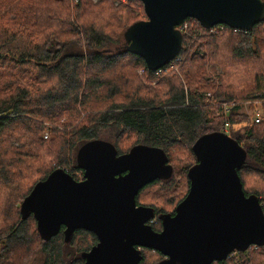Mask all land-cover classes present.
<instances>
[{
    "label": "trees",
    "instance_id": "1",
    "mask_svg": "<svg viewBox=\"0 0 264 264\" xmlns=\"http://www.w3.org/2000/svg\"><path fill=\"white\" fill-rule=\"evenodd\" d=\"M86 1H76L75 11L83 7L72 19L67 7H53L51 15L45 16L35 11L27 0H0V192L7 189L9 199L13 196L22 202L37 182L46 179L56 169H64L68 174V168L82 173L75 161L77 151L80 146L96 139L111 143L117 155L127 153L135 145L160 148L173 165L174 159L170 155L177 146H184L193 156V142L206 134L223 133L225 123L228 124L225 134L246 152V160L237 170L244 191V171L264 172V130L260 119L255 123V119L252 121L247 115L237 114V108L245 102L264 103V66L260 73L252 72V68L244 75L230 72L244 67L247 61L261 62L264 20L245 33L224 26L221 35L234 42L230 58L236 70L217 61L218 36L205 35L193 41L183 34L182 48L178 53L181 63L178 65L184 84L168 76L166 83H169L160 96L159 92L143 90L134 78L128 86L122 85L121 77L115 80L106 77L109 71L120 72L122 64L129 60L144 68L149 79L154 78V72L146 69L143 60L126 50L124 33L129 26L142 20L133 19L125 24L118 18L121 26H118L117 18L98 23L93 16L94 10H88ZM124 2L140 4L137 0ZM51 4L59 3L52 1ZM123 8L131 12L128 5ZM65 13L67 15L63 16ZM186 22L197 23L191 19ZM36 26L43 28L36 31ZM197 29L196 24V29L190 27L189 32L198 34ZM204 41L209 51L207 56L200 50ZM204 60L211 64L208 66L215 74L216 84H208L210 79L204 77L207 72ZM215 65L222 69V74L214 70ZM239 86L246 89L243 91ZM97 87L103 89L106 105L96 113L85 115L78 123L76 120L71 122L73 107L84 106ZM231 103L234 105L225 118L223 106ZM209 110H213V115L219 113L216 115L219 117L214 116L208 121ZM81 114L77 113V120ZM127 131L135 133L138 141L121 152L117 139ZM46 132L47 139L44 140ZM111 133H116V138ZM190 167V164L185 165L183 170ZM178 176L173 169L169 179L155 180L147 186L158 181L169 183ZM187 182L188 179L184 182L185 189L189 186ZM244 194L259 195L245 191ZM20 215L19 209V221L15 225H9L5 230L0 225L2 254L8 251L4 248H10L8 255L13 256L17 247L30 250L37 245L33 259L42 256L43 264H66L62 253L68 247L66 244L72 242L63 241L62 229L44 241L35 229L33 217L28 215L22 219ZM38 239L39 244L35 242ZM91 247H78L79 252L67 264H81V255ZM252 249L248 252L254 251ZM248 252H236L233 256L245 257ZM255 252L264 255L263 248H257ZM29 258L32 259L30 255ZM244 260L241 264L249 263Z\"/></svg>",
    "mask_w": 264,
    "mask_h": 264
},
{
    "label": "water",
    "instance_id": "2",
    "mask_svg": "<svg viewBox=\"0 0 264 264\" xmlns=\"http://www.w3.org/2000/svg\"><path fill=\"white\" fill-rule=\"evenodd\" d=\"M145 20L126 30V50L148 70L171 62L182 46L178 27L193 19L204 29L224 25L249 31L264 20L263 0H137ZM195 164L187 169L189 188L174 208L160 215L161 231L147 224L151 207L136 206L138 191L155 180H167L173 168L160 148L135 145L117 155L111 143L92 140L76 154L83 180L63 169L37 182L20 202V216L31 215L44 241L63 227L64 242L83 229L98 242L82 254L83 264H139L138 248L165 257L158 264H213L234 252L264 246V212L255 195L244 194L237 170L245 150L225 133L199 137L191 146Z\"/></svg>",
    "mask_w": 264,
    "mask_h": 264
},
{
    "label": "rangeland",
    "instance_id": "3",
    "mask_svg": "<svg viewBox=\"0 0 264 264\" xmlns=\"http://www.w3.org/2000/svg\"><path fill=\"white\" fill-rule=\"evenodd\" d=\"M35 9V11H37L40 15H45V16H49L51 15L52 9L53 7H60L62 9H65L66 7L68 8V12H69V16L73 19L75 17L76 14H79L82 11V7L80 9H78L77 11H75V7L77 5L76 1L78 0H27ZM55 2L57 1L59 4L55 5V4H51V2ZM125 0H87L86 2L89 4L88 6V10H94V14L93 16H96V19L98 21V23H104L107 20L111 19V18H117V23L118 26H121V22L119 21L118 18L121 19V21L123 23H128L133 19H137V20H145L146 16L143 11V6L142 4H138V3H129L126 4L124 2ZM85 4V3H84ZM124 5H128L129 9L131 10V12H126L125 9L123 8ZM109 12V14L107 13ZM67 13H65L63 16H66ZM92 16V17H93ZM193 20V19H192ZM197 22V21H196ZM196 24H197V31L198 34H192L191 32H189L190 27H193L196 29ZM194 24V22L189 23V22H184V24H182V26L178 27V30L180 31L181 35H187L189 38H193V41H195L197 38L201 37V36H205L207 30L209 29H204L200 24H198V22ZM186 26V27H184ZM45 27V25H44ZM184 27V29H183ZM43 26H36L34 28V30H38L40 31V29H42ZM200 29V30H199ZM203 29V31H202ZM33 30V31H34ZM261 30V29H260ZM223 32V30H222ZM222 32H219L217 35H212L211 37H217L218 36V46L216 47V59L219 63H222L223 65H227V67H229L230 70H236L237 68L234 67L231 63V58H230V50H231V46L234 43L232 38H224L222 34ZM198 35V36H197ZM221 35V36H219ZM204 48L202 47L201 53L202 55H209V51L207 50V46H206V42L204 41ZM182 48V46H181ZM206 48V49H205ZM201 56V55H200ZM178 57V55L176 56ZM175 57V58H176ZM261 62L258 64V62H254V61H247L244 65V67L238 69L235 72H230L233 75H244L246 74V72L248 71V69L252 68V72L254 71H258L260 73V71H263V61L264 60V54L261 55ZM191 61V60H190ZM204 67L206 68V74L204 77L209 78L210 80L208 81V84H216L215 82V74H213L211 72V68L208 65H211L209 63V61L204 60ZM198 61L195 62V64ZM170 63V62H169ZM167 63V65L165 64V66L161 67L160 69L161 72H158V70L153 71L154 72V78H150L144 73L145 69L141 68L137 63L135 62H130L129 60L126 63L122 64V70H120V72H112L109 71L106 75L107 78H113L118 79L119 77H121V83L122 85H130V81L132 82L133 79H136L139 84L142 86L143 90L154 93V92H159L160 96H162L163 91H165V87L166 85H168V83H166L167 81V77L168 76H172L173 78H177L176 80L182 81V83L184 84V78L182 71H180L179 65L181 62H173L171 64ZM190 64V63H189ZM195 64H194V70H195ZM243 66V65H242ZM258 67V68H256ZM256 68V69H255ZM147 69V68H146ZM214 70L216 72H220V74H222V69L218 66L215 65ZM143 71V72H141ZM186 70H183V72H185ZM129 74H132V76H128ZM218 81V79H217ZM163 82H165V85L162 84ZM185 86V85H184ZM245 86H239V88H243ZM243 88L242 90L244 91ZM129 91V89H128ZM103 89L101 87H97L94 95L88 99L87 103L85 102L84 106L81 105H76L75 107H73V113L71 114V122L73 121H77L76 123L80 122L79 120H81L85 115H89V114H93L96 113L99 109H102L103 105H106V102L103 99ZM207 98H209L207 96ZM118 99H121V97H119ZM207 102V100H206ZM259 105V106H258ZM239 108H237L238 112L237 114H241V115H247L248 117L253 119H260V123L261 126L263 127L264 130V103L261 104H252L251 102H245L242 103L240 105H238ZM213 111V110H212ZM212 111L209 110V115H207V120L208 121H212L215 117H219L216 116L218 114H212ZM78 112H82V114L80 115L79 119L77 113ZM213 115V116H212ZM227 115H224L223 117H225ZM226 118V117H225ZM63 120V119H62ZM64 121V120H63ZM251 122V120H250ZM250 124V123H249ZM250 127V126H249ZM248 128V127H247ZM253 128V127H252ZM244 131V130H242ZM225 133V132H223ZM48 132H46L43 136V139L46 140L47 139V135ZM111 136L114 138H116V133H111ZM138 141L137 136L135 135V133L133 132H125V134L121 135L118 139H117V143H118V147L119 150L121 152H125L128 148L131 147L132 144L136 143ZM171 157H173L174 162L172 167L174 166V170H176V172L180 175L178 177H176L174 179V181L169 182V183H164L161 181H158L157 183H154L152 185H148L144 187L143 191L141 192V194L136 197L137 201L144 206H150L153 207L155 209H157L156 211H160V212H172L174 211L173 209L176 207V205L178 204V202L186 195L188 189L186 188V183L185 180H187V176L186 173L187 171H184V167L185 165H189L190 166L192 164H194V157L191 155V153L186 150L184 148V146H177L172 152H171ZM172 169V170H173ZM188 169V168H187ZM186 169V170H187ZM64 170V169H63ZM70 174L73 175V177L75 178L76 181H81L83 180V172L79 173L76 170L67 169ZM182 170V171H180ZM65 171V170H64ZM184 171V172H183ZM67 172V171H65ZM68 174V172H67ZM68 174V175H70ZM71 175V176H72ZM242 181H243V185H244V191L248 194H251L254 192L258 193V199L260 201V204L262 207V210L264 212V172L261 174H258L256 172L253 171H244L242 173ZM189 182V181H188ZM187 182V183H188ZM189 188V186H188ZM15 190V189H14ZM3 192V193H2ZM16 192V190H15ZM8 194H10L8 192L7 189H5L4 191L0 192V225L1 227H4L3 229L5 230L6 227H8L9 225L13 226L15 225L18 221H19V206L21 203V200H19L18 198L15 199L13 196L12 198H8ZM154 222V221H153ZM151 222V223H153ZM36 223V222H35ZM150 224V222H149ZM156 226V225H155ZM34 225L33 222H31V229L32 231L35 230L33 229ZM158 227V225L156 226ZM161 228V227H160ZM62 235V234H61ZM63 237V235H62ZM64 238V237H63ZM39 240V239H38ZM72 243L71 244H66L68 245V247H66L64 249V253L63 254V261L67 264V262L69 263V261H72L73 258L76 255V252H79L78 247H80L81 249H84L86 247H91L92 245H95L96 240L95 237L93 235V233L88 232L86 230L83 229H78L74 232V234L72 235V238L69 239ZM68 241V242H70ZM35 242H37L38 244L40 243V240L37 241L35 240ZM2 248H3V243L0 244V255L3 256V258H0V264H43L44 260L42 259V256L37 257L35 259H33L32 254H35L37 252L36 248L37 245H35L32 249H18L15 248V255L10 256L8 255V251L10 250V248H4L8 251L3 252L2 254ZM251 248H249L246 252H248ZM17 250H19V252L17 253ZM142 250L143 255H144V259L140 261V263L142 264H157V262H159L160 260H162L161 256L158 254L157 251L151 250ZM254 251L248 252L246 253L245 257L238 255L233 256V254H235L236 252L232 253L226 260L228 262V264H241L243 261H245L244 259L253 261V264H264V255H261L258 252H255L256 249H253ZM244 253V252H243ZM7 255V256H6ZM29 255L32 259L29 258ZM82 260V259H81ZM223 262H225V260H223ZM83 260L81 261V264H83ZM139 263V264H140ZM217 263V262H216Z\"/></svg>",
    "mask_w": 264,
    "mask_h": 264
},
{
    "label": "flooded vegetation",
    "instance_id": "4",
    "mask_svg": "<svg viewBox=\"0 0 264 264\" xmlns=\"http://www.w3.org/2000/svg\"><path fill=\"white\" fill-rule=\"evenodd\" d=\"M195 164V163H194ZM193 165V164H192ZM191 165V166H192ZM143 191V189H140L139 191H138V193H137V195H136V197H138L140 194H141V192ZM188 192V191H187ZM186 195H187V193H186ZM136 197H134L135 198V203H136V206H144V205H141L138 201H137V198ZM185 198V196L178 202V204L183 200ZM177 204V205H178ZM176 205V206H177ZM146 207H150V206H146ZM151 208H153V207H151ZM157 209H155V208H153V211H154V218L153 219H151L149 222H150V224H149V222L147 223V224H149L151 227H152V229L154 230V232H160L161 231V229L162 228H160L161 227V224H160V219H159V217H160V215H164V214H168V215H170V216H173L174 215V212H173V214H171L170 212H158V211H156ZM174 210V209H173ZM154 221V222H153ZM151 222H153V223H151ZM158 225V227H156V226ZM61 229H62V232H61ZM63 230H64V228L63 227H60V232H61V234L63 235ZM59 232V233H60ZM94 235V234H93ZM95 237V240H96V243H95V245L97 244V242H98V240L96 239L97 237L96 236H94ZM94 246V245H93ZM92 246V247H93ZM139 249V251H141V256H142V260L144 259V255H143V251L142 250H147V248H143V247H141V248H138ZM88 252V251H87ZM160 256H161V258H162V260H164L165 259V257L164 256H162L160 253H158ZM81 257H82V255H81ZM82 260H83V262H84V259L82 258ZM162 260H160L161 262H162ZM159 261V262H160ZM157 264H158V262H157Z\"/></svg>",
    "mask_w": 264,
    "mask_h": 264
},
{
    "label": "built area",
    "instance_id": "5",
    "mask_svg": "<svg viewBox=\"0 0 264 264\" xmlns=\"http://www.w3.org/2000/svg\"><path fill=\"white\" fill-rule=\"evenodd\" d=\"M184 27H186V26H184ZM184 27H183V29H184ZM223 29H224V25H217V26H214L213 28L207 30V32H206L205 34H206V35H210V36H212V35H217L219 32H222ZM193 38H194V37H193ZM194 39H195V38H194ZM180 60H181L180 57H176V58H174L169 64H171V63H173V62H178V61H180ZM162 69H163V68H162ZM162 69H158V72H161ZM141 72H143V71H141ZM207 96L209 97L210 94H208ZM233 105H234V103H231V104H228V105H227V104L224 105V106H223V111H222L223 114H222V115L227 114V113L229 112V110L233 107ZM254 122H255V123H258V122H259V119L256 118ZM227 127H228V124L225 123V124H224V127H222V129H223L224 132L227 131ZM253 247H254V249H257V248H263V249H264V246H263V247H256V246H253ZM250 248H252V247H250Z\"/></svg>",
    "mask_w": 264,
    "mask_h": 264
},
{
    "label": "clouds",
    "instance_id": "6",
    "mask_svg": "<svg viewBox=\"0 0 264 264\" xmlns=\"http://www.w3.org/2000/svg\"><path fill=\"white\" fill-rule=\"evenodd\" d=\"M253 247V246H252Z\"/></svg>",
    "mask_w": 264,
    "mask_h": 264
},
{
    "label": "crops",
    "instance_id": "7",
    "mask_svg": "<svg viewBox=\"0 0 264 264\" xmlns=\"http://www.w3.org/2000/svg\"><path fill=\"white\" fill-rule=\"evenodd\" d=\"M259 106V105H258Z\"/></svg>",
    "mask_w": 264,
    "mask_h": 264
}]
</instances>
